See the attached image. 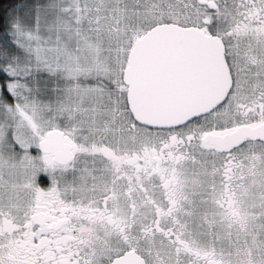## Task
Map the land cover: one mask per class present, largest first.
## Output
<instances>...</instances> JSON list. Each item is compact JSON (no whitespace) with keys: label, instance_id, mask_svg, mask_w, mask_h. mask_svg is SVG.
I'll return each mask as SVG.
<instances>
[{"label":"snow or ice","instance_id":"snow-or-ice-1","mask_svg":"<svg viewBox=\"0 0 264 264\" xmlns=\"http://www.w3.org/2000/svg\"><path fill=\"white\" fill-rule=\"evenodd\" d=\"M0 264H264V0H0Z\"/></svg>","mask_w":264,"mask_h":264},{"label":"trees","instance_id":"trees-1","mask_svg":"<svg viewBox=\"0 0 264 264\" xmlns=\"http://www.w3.org/2000/svg\"><path fill=\"white\" fill-rule=\"evenodd\" d=\"M4 6L7 7L9 3H11V0H3Z\"/></svg>","mask_w":264,"mask_h":264}]
</instances>
